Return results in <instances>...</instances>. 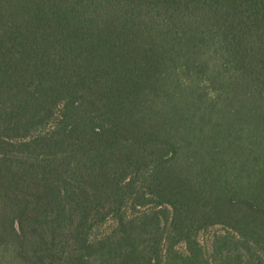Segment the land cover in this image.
Returning a JSON list of instances; mask_svg holds the SVG:
<instances>
[{"label": "trees", "instance_id": "1", "mask_svg": "<svg viewBox=\"0 0 264 264\" xmlns=\"http://www.w3.org/2000/svg\"><path fill=\"white\" fill-rule=\"evenodd\" d=\"M0 264H264V0H0Z\"/></svg>", "mask_w": 264, "mask_h": 264}, {"label": "rangeland", "instance_id": "2", "mask_svg": "<svg viewBox=\"0 0 264 264\" xmlns=\"http://www.w3.org/2000/svg\"><path fill=\"white\" fill-rule=\"evenodd\" d=\"M114 226V221L109 220L106 224L102 225L101 227H98L95 229L94 233L96 235L102 234L106 232L107 230L111 229ZM216 228H213L211 231L215 230Z\"/></svg>", "mask_w": 264, "mask_h": 264}]
</instances>
